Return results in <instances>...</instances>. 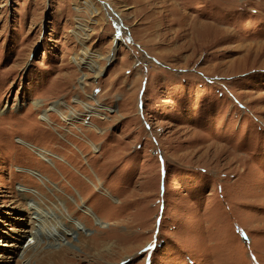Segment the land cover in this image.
Returning <instances> with one entry per match:
<instances>
[{
	"label": "rangeland",
	"instance_id": "obj_1",
	"mask_svg": "<svg viewBox=\"0 0 264 264\" xmlns=\"http://www.w3.org/2000/svg\"><path fill=\"white\" fill-rule=\"evenodd\" d=\"M0 264H264V0H0Z\"/></svg>",
	"mask_w": 264,
	"mask_h": 264
}]
</instances>
